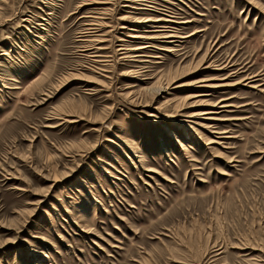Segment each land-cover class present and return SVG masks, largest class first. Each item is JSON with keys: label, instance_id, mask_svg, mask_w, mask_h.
<instances>
[{"label": "rangeland", "instance_id": "374dc122", "mask_svg": "<svg viewBox=\"0 0 264 264\" xmlns=\"http://www.w3.org/2000/svg\"><path fill=\"white\" fill-rule=\"evenodd\" d=\"M0 264H264V0H0Z\"/></svg>", "mask_w": 264, "mask_h": 264}, {"label": "bare ground", "instance_id": "6f19581e", "mask_svg": "<svg viewBox=\"0 0 264 264\" xmlns=\"http://www.w3.org/2000/svg\"><path fill=\"white\" fill-rule=\"evenodd\" d=\"M168 20H170V19H168ZM168 20H154L153 18H148V19H145V20H142V21H137V23L138 24H140V25H144V24H158V26L157 27H152V28H159L160 30H161V32H165V33H167L169 30H165V29H170L168 26H163L164 25V23H168L169 21ZM171 22V21H170ZM166 23V24H167ZM176 23V22H175ZM134 24V23H133ZM177 24V23H176ZM148 27V26H147ZM124 29H128V28H124ZM140 32V31H139ZM175 33V32H174ZM138 34V33H137ZM187 37V36H186ZM185 37V38H186ZM132 38H134V39H140V38H143V37H141V35L139 36V35H137V36H133ZM177 37L176 36H167V34H165V36H163V37H161V38H156V37H151V38H143V40L144 39H146L145 41H147V40H173V39H176ZM184 38V39H185ZM142 42V41H141ZM144 42V41H143ZM164 42V41H163ZM177 42V41H176ZM170 43H173V42H170ZM146 44V43H145ZM166 44V43H165ZM148 48H151V46L150 45H148V46H143V47H141V48H138V49H134L136 52H143L144 50H147ZM160 50H163V52L164 51H166V52H169V50H167V49H160ZM122 51H125V53H124V55H127L126 53H127V51L128 50H126V49H123ZM148 51H149V49H148ZM209 56H211V53L208 55V57ZM140 57V56H139ZM157 57V56H156ZM207 57V58H208ZM159 58H161V57H159ZM211 59H213V57L211 58ZM149 61V60H148ZM203 61H204V59H203ZM202 61V62H203ZM209 61V60H208ZM136 62V61H135ZM202 62L200 63V66L198 67V68H200L201 67V64H202ZM137 63V62H136ZM139 63L141 64V63H143V65H144V62H141V61H139ZM203 67V66H202ZM216 67V62H212L211 61V63H209L204 69H198V70H216V71H224L225 70V68H215ZM220 67V66H219ZM228 67V66H227ZM145 69V68H144ZM197 70V69H196ZM226 71V70H225ZM147 72V71H146ZM140 74V73H139ZM139 74H134L133 76H132V78L133 79H136V80H138L139 82H148V81H150L151 79L150 78H147V77H145V74H141V75H139ZM193 74V73H192ZM132 75V74H131ZM172 77V76H171ZM256 77V76H255ZM179 78V77H178ZM185 78V77H184ZM230 78V77H229ZM153 79V78H152ZM159 79V78H158ZM157 79V80H158ZM251 79H253V78H251ZM251 79H246L245 81H247V80H251ZM161 80V79H160ZM160 80L158 81V83L160 82ZM181 80L182 79H176V78H174V79H171L170 80V83L167 85V88L165 87V88H163V86H161L160 84V86L158 87V91H157V94L159 95V96H161L162 94H163V91H165V90H187V89H195V88H197V89H206V90H218V89H220V88H228L229 87V85H227V84H223V83H221V84H212L211 82H213L214 80L212 79V80H198V81H193V82H187V83H184V82H182L181 83ZM225 80H228V79H223L222 81H225ZM180 82V83H179ZM254 82V81H253ZM150 83V82H149ZM161 83V82H160ZM249 83V82H248ZM146 84V83H145ZM133 88H137V90L136 91H147V90H143V89H141L142 87H140L139 85H137L136 87H133ZM147 89V88H146ZM151 89H152V87H151ZM156 91V90H155ZM154 91V92H155ZM150 92V91H149ZM206 92V91H205ZM135 94V93H134ZM212 94H208V93H204V92H200V93H197L196 95H194L193 97H186V99L185 100H194V99H196V100H199V99H201V100H199V101H197V102H193L191 105H190V107L191 106H197V107H207V106H211V105H209V103L207 102V101H204V100H202L203 99V97H209V96H211ZM223 102V101H222ZM222 104V103H221ZM213 107H219V106H217V105H214ZM229 106H220V108L219 109H223V108H228ZM233 108V107H232ZM214 114H219V113H214V112H209L208 110H202L201 112H197V113H194V114H191L190 116H187V119H189V121H191L192 119H194V120H199V119H201L203 116H208L205 120H207V122H209L208 124H204V125H201L204 129H207V131L208 130H211L212 132L215 130V125L213 124V122H216V121H220V119L218 118V117H216V116H211V115H214ZM194 123H195V121H194ZM201 124V123H200ZM196 125V124H195ZM198 125V124H197ZM200 126V127H201ZM216 131V130H215ZM214 131V133L213 134H219L218 132H215ZM209 132V131H208ZM210 144H214L213 142L212 143H210ZM219 144V143H218ZM149 172H151V171H149ZM220 254H222V253H220ZM220 254H216V255H214V257L213 258H217ZM215 262V261H214Z\"/></svg>", "mask_w": 264, "mask_h": 264}]
</instances>
